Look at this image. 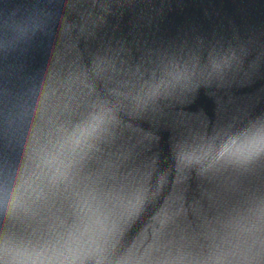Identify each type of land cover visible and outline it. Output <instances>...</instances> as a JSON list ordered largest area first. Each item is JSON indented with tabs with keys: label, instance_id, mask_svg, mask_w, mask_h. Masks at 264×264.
<instances>
[{
	"label": "snow or ice",
	"instance_id": "1",
	"mask_svg": "<svg viewBox=\"0 0 264 264\" xmlns=\"http://www.w3.org/2000/svg\"><path fill=\"white\" fill-rule=\"evenodd\" d=\"M107 75L105 69L90 73L94 91L58 88L55 119L38 133L44 152L50 157V167L37 186L39 195L36 191L31 196L24 193L35 205L50 209L38 225V234L44 244H37L35 250L26 249L16 235H9L0 228V264H6V256L9 264H43L44 261L55 264H225L218 258L187 259L185 252L192 249L193 243H178L171 232L173 225L153 237L151 243L145 242L141 248L143 255L136 260L131 259L127 245L118 242L121 229L133 218L156 213L158 209L162 211L163 196L153 197L152 181L129 172L137 164L136 154L125 158L115 145L108 146L105 135L111 123L108 110L117 101L122 105L136 104L138 97L111 94L107 87L101 86ZM137 90L140 97L147 98L153 93L154 82L145 75ZM257 152L264 154V122L243 130L222 132L197 146L195 151L187 145H178L176 163L183 169L199 164L197 154L219 161L249 159ZM2 169L3 161L0 160ZM8 171L10 182L6 200L15 208L21 197L13 188L14 166ZM252 213L259 223L260 253L259 259L252 260L251 264H264V201L254 206ZM85 222L93 228L96 242L91 247L78 246L73 240ZM190 231L195 242H211L213 250L217 247L243 250L248 245L247 233L231 229L221 216L211 211L203 220L194 222ZM44 246L49 248L47 252L40 251ZM169 249L178 250L175 259H157Z\"/></svg>",
	"mask_w": 264,
	"mask_h": 264
},
{
	"label": "clouds",
	"instance_id": "2",
	"mask_svg": "<svg viewBox=\"0 0 264 264\" xmlns=\"http://www.w3.org/2000/svg\"><path fill=\"white\" fill-rule=\"evenodd\" d=\"M5 259H6V264H9L7 256H6V258H5Z\"/></svg>",
	"mask_w": 264,
	"mask_h": 264
}]
</instances>
